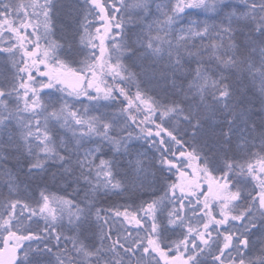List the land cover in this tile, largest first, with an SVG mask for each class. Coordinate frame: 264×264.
<instances>
[{"label": "snow or ice", "instance_id": "snow-or-ice-1", "mask_svg": "<svg viewBox=\"0 0 264 264\" xmlns=\"http://www.w3.org/2000/svg\"><path fill=\"white\" fill-rule=\"evenodd\" d=\"M0 264H264V0H0Z\"/></svg>", "mask_w": 264, "mask_h": 264}, {"label": "rangeland", "instance_id": "rangeland-1", "mask_svg": "<svg viewBox=\"0 0 264 264\" xmlns=\"http://www.w3.org/2000/svg\"><path fill=\"white\" fill-rule=\"evenodd\" d=\"M73 2V0H60V3L62 5H68V4H71Z\"/></svg>", "mask_w": 264, "mask_h": 264}]
</instances>
